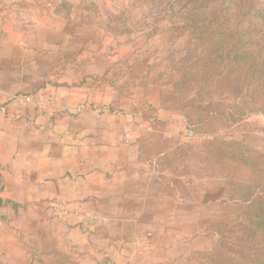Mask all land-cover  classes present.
I'll use <instances>...</instances> for the list:
<instances>
[{
	"label": "crops",
	"instance_id": "crops-1",
	"mask_svg": "<svg viewBox=\"0 0 264 264\" xmlns=\"http://www.w3.org/2000/svg\"><path fill=\"white\" fill-rule=\"evenodd\" d=\"M125 5L0 0V264H203L217 243L205 222L226 223L220 182L184 157L162 165L184 117L111 60Z\"/></svg>",
	"mask_w": 264,
	"mask_h": 264
},
{
	"label": "trees",
	"instance_id": "trees-1",
	"mask_svg": "<svg viewBox=\"0 0 264 264\" xmlns=\"http://www.w3.org/2000/svg\"><path fill=\"white\" fill-rule=\"evenodd\" d=\"M204 10L184 18L187 52L173 66L175 79L161 104L179 111L195 138L216 136L200 141L203 172L220 178L223 201L240 209L228 224L205 222L218 240L203 264H264V152L244 139L217 137L226 128L249 127L251 115L264 114V0H214L212 11ZM182 157L190 154L181 147L162 165Z\"/></svg>",
	"mask_w": 264,
	"mask_h": 264
},
{
	"label": "rangeland",
	"instance_id": "rangeland-1",
	"mask_svg": "<svg viewBox=\"0 0 264 264\" xmlns=\"http://www.w3.org/2000/svg\"><path fill=\"white\" fill-rule=\"evenodd\" d=\"M213 2L214 0H126V5L121 7V17L113 20L114 25L110 32L114 37L112 49L113 52L118 47L121 50L119 54L115 53L111 60L126 61L124 74H126L127 83H139L141 79L143 88H150L143 90V95H154L157 92L154 87L160 88V110H164L161 104L162 92L169 89L171 82L175 79L173 66L177 61H181L187 52L189 34L183 32L184 18L192 11L205 8L210 9L204 10L205 12L212 11ZM99 21V19H93L92 23L97 25ZM143 109H148V105L144 104ZM168 111H174L175 115L182 117L177 110ZM247 123L249 127L236 125L223 129L217 137L226 140L244 139L264 152V114L251 115ZM215 137L206 136L211 140ZM185 138L181 147L185 154H190V158L184 157L186 168L189 164L194 173L197 174L200 170L207 180H217L223 187L224 183L220 178L203 172L205 166L201 156L204 154V149L200 141L206 138H195L191 132ZM218 182L217 185H219ZM201 191L199 198L201 201H206L213 190L201 189ZM219 202L217 200V204L221 203ZM222 202H224L223 205L220 204L222 219L227 224L240 217V209L237 217H232L234 212L232 213L228 207L231 205L225 204L231 203L223 199Z\"/></svg>",
	"mask_w": 264,
	"mask_h": 264
},
{
	"label": "built area",
	"instance_id": "built-area-1",
	"mask_svg": "<svg viewBox=\"0 0 264 264\" xmlns=\"http://www.w3.org/2000/svg\"><path fill=\"white\" fill-rule=\"evenodd\" d=\"M13 101L22 102V103L28 104V105H36V107H38L40 109H43L45 104H47V105L52 104V103H48V102L44 101L43 98L35 97L32 95H15L13 97ZM126 137H127V139L130 138L129 131L126 134Z\"/></svg>",
	"mask_w": 264,
	"mask_h": 264
}]
</instances>
